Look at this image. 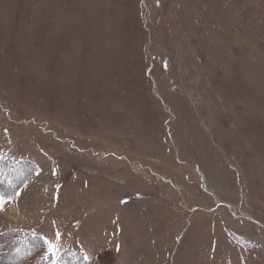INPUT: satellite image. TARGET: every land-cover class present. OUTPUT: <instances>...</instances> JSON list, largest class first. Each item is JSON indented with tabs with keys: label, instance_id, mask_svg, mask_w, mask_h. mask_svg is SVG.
<instances>
[{
	"label": "rangeland",
	"instance_id": "1",
	"mask_svg": "<svg viewBox=\"0 0 264 264\" xmlns=\"http://www.w3.org/2000/svg\"><path fill=\"white\" fill-rule=\"evenodd\" d=\"M0 154L37 167L0 233L264 264V0H0Z\"/></svg>",
	"mask_w": 264,
	"mask_h": 264
},
{
	"label": "trees",
	"instance_id": "2",
	"mask_svg": "<svg viewBox=\"0 0 264 264\" xmlns=\"http://www.w3.org/2000/svg\"><path fill=\"white\" fill-rule=\"evenodd\" d=\"M36 172L37 167L30 160L0 154V207L6 201H15ZM26 243L27 247L24 246ZM14 252L17 254L13 256ZM81 253L84 254L78 249L59 250L56 252V264H74V261L75 264H85ZM0 264H52V257L46 255L40 236L14 229L0 233Z\"/></svg>",
	"mask_w": 264,
	"mask_h": 264
},
{
	"label": "snow or ice",
	"instance_id": "3",
	"mask_svg": "<svg viewBox=\"0 0 264 264\" xmlns=\"http://www.w3.org/2000/svg\"><path fill=\"white\" fill-rule=\"evenodd\" d=\"M60 235L61 234L59 233V231H57V233H56V239L57 240H59ZM41 239H43L44 244L47 246L46 255H50L52 257V264H56V248H57V245L54 242L48 240L47 238L41 237ZM117 248H118V246H117ZM17 251H19V249H17ZM71 255L75 257V253H72ZM81 256H82V260L85 262V264H92L91 258L88 255L81 253ZM74 264H75V261H74Z\"/></svg>",
	"mask_w": 264,
	"mask_h": 264
},
{
	"label": "bare ground",
	"instance_id": "4",
	"mask_svg": "<svg viewBox=\"0 0 264 264\" xmlns=\"http://www.w3.org/2000/svg\"><path fill=\"white\" fill-rule=\"evenodd\" d=\"M202 174V173H201ZM202 180H203V178H202ZM203 186L205 187V188H207L208 189V187L205 185V183L203 184ZM215 196V195H214ZM215 198V200H216V202H218V201H220L216 196L214 197ZM221 203V202H220ZM224 204H226V206H228L229 208H231V210L232 211H236V213H237V209L233 206V205H231V204H229V203H224ZM231 206V207H230ZM248 215V214H247ZM249 216V215H248ZM250 217V216H249Z\"/></svg>",
	"mask_w": 264,
	"mask_h": 264
},
{
	"label": "water",
	"instance_id": "5",
	"mask_svg": "<svg viewBox=\"0 0 264 264\" xmlns=\"http://www.w3.org/2000/svg\"><path fill=\"white\" fill-rule=\"evenodd\" d=\"M231 207V206H230ZM236 211H234L235 213ZM238 216H241V217H244L246 218L247 220H252L254 221L251 217H249L247 214H244V213H239ZM256 224H258L259 226H262V224H260L259 222L255 221Z\"/></svg>",
	"mask_w": 264,
	"mask_h": 264
}]
</instances>
